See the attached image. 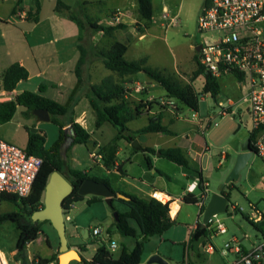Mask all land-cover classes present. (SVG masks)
<instances>
[{
  "label": "rangeland",
  "instance_id": "374dc122",
  "mask_svg": "<svg viewBox=\"0 0 264 264\" xmlns=\"http://www.w3.org/2000/svg\"><path fill=\"white\" fill-rule=\"evenodd\" d=\"M61 1H66L70 4V12L73 15L79 18L88 17L101 22L108 20L110 13L116 6L114 0H104L101 3L93 1L91 4H83L82 2L78 4L76 0ZM55 3L56 0H43V13L49 18L51 16L54 17L45 21V23L64 25L65 30L63 33L60 32L59 35L75 33L78 28L74 22L54 16L52 6ZM163 6L168 9L170 16L175 18L176 24L167 26L159 19ZM202 8L203 0H152L155 22L145 30L142 38L138 39L135 34V31H139L141 27V24L136 23L134 25L135 31L129 30L128 33L118 31L110 38H103L104 36L100 38L98 34H95L94 42L96 47L89 48V50L92 53L106 50L110 47V43L121 38L122 42L127 45V52L124 56L126 61L146 58V66L163 71L165 75L170 76L181 86L189 87L198 94L196 111L189 109L177 100L170 99L174 103V108L163 109L161 118L162 124H165L174 132L175 137L163 136V139H171L168 140L167 145H164L169 148H175L178 144L189 146L188 140L193 141L192 147L189 148L190 155L184 154L190 164V169L201 170L208 181L209 192L207 195L209 198L210 194L217 192L219 186L224 182L228 170L232 163L235 162L242 145L249 137V127L246 125V116H242V114L217 116L209 124V118L218 111L217 103H226L228 98L236 100L240 96V91L237 89L236 80L231 75H227L217 79L219 94L212 98L208 94H202L203 77L193 76L196 63H199L198 57L195 59L197 54L194 50L195 47L201 42H211L214 37L213 33H204L198 30L197 21ZM6 12L7 9H2V14ZM138 21L141 22L139 17ZM125 38L127 40H124ZM95 62L94 74L97 78L107 75L115 77L114 73L104 68L100 58H95ZM139 77L140 79L136 78L131 82L140 83L141 88L139 91L133 92L132 88H126L127 101L131 105L140 106L139 109L145 110L147 107L153 108L156 104H160V101L169 99L165 96L164 90L155 88L157 85L145 74L140 73ZM98 80L95 83H98ZM37 82L33 78L18 87V90L32 91L36 89ZM149 87H154L151 93L148 92ZM146 98L150 100H143ZM154 110H156V107ZM77 114H80V111H77ZM154 117L155 115L146 113L138 116L126 124L127 129L129 131L139 130L147 125L149 119ZM55 119L57 123L63 121L61 117ZM57 123L51 120L48 122L39 121L34 114L26 115L25 108L17 107L12 119L7 123L0 124V139L24 147L26 146L28 133H31L33 129L36 130L35 133L44 138L42 149L46 151L57 138ZM92 130L95 131V128L92 127ZM114 133L116 134V130L110 124H107L102 130L100 140L106 143ZM96 134L97 136L100 135L98 132ZM136 137L140 138L139 141L142 144H153L157 141H163L155 138L153 134H140ZM68 146H70V140L66 139L62 147L63 153H65ZM88 154L89 149L85 144H73L66 154L67 163L77 169L84 168V166L89 168L92 166V162L88 158ZM72 157L83 164V167L73 163ZM136 161L138 160L136 159L132 166L127 167L128 171L134 175H137L141 170ZM155 168L169 177L172 184H169L168 181L163 183L169 185V187L171 186V190L176 192H181L182 186L186 182L191 181V179L181 178L180 172L182 170L180 166L164 158L155 165ZM94 173L98 174V171ZM160 184L162 183L160 182ZM224 191L228 195L229 204L243 207L247 211V203L254 202L264 216V163L262 160L257 155H253L249 163L240 171L238 179L233 182L230 188L226 187ZM195 195L198 202H200L201 198L198 190L195 191ZM43 198L44 189L34 188L26 197V200H39L43 203ZM158 198L166 200V197L160 194ZM208 198L203 200L204 207ZM91 199H93V196L87 195L83 197V200L75 202V208L69 212L71 220H65V235L69 249L78 252V245H84L85 250L79 253L86 260L91 259L96 249L101 246H104L114 259L119 256L122 248H126L129 251L132 250L139 234L136 224L129 222L130 226L135 229L134 237H122L114 227V213H124L128 207L116 198L113 199L111 204H108L103 198L89 203ZM176 209L177 204L175 202L169 205V212L172 216L175 214ZM14 211L20 212V209L13 204L0 203V214ZM199 211L200 207L197 204H185L182 202L180 210L174 217V223L165 232L150 237L143 243L141 264H155L148 263L152 255L162 257L168 264H229L232 255L228 253L226 255L222 254L223 250H226L224 247L225 243L230 242L232 237H236L242 241L244 246L248 247L250 242L260 237L256 227L247 222L240 213L219 214L217 219L226 228L227 232L222 235H215L217 223L215 219L213 220L214 222L210 225V229L206 230V243L212 245L216 252L212 255L201 252L200 255L205 259L200 261L195 256L194 251L188 246L189 232L196 224H201L202 221V215L199 214ZM73 223L79 224L80 229H85L88 232L86 239H83L79 234L77 241L80 244H72L70 234ZM94 227L102 229V233L99 236L92 235L91 231ZM39 228V239L29 250L34 254L37 251L45 254L48 246L42 239L50 237V233H54L57 236V233L47 222H39ZM244 235H247L249 240H245ZM15 238L16 231L12 223L5 222L0 225V258L4 264H6L5 256L10 251L8 245L13 247ZM112 240L117 245L114 250L109 248V242ZM70 259L75 258L70 257ZM75 263V261H71L69 264Z\"/></svg>",
  "mask_w": 264,
  "mask_h": 264
},
{
  "label": "trees",
  "instance_id": "16d2710c",
  "mask_svg": "<svg viewBox=\"0 0 264 264\" xmlns=\"http://www.w3.org/2000/svg\"><path fill=\"white\" fill-rule=\"evenodd\" d=\"M138 17L142 24L139 31L148 28L152 20V5L151 0H136ZM209 0H203V7L207 5ZM35 16L38 14L40 4L38 0H34ZM55 12L66 11L68 18L73 21L81 31L79 43L84 42V46L78 45L80 56L75 67V75L80 84L81 91L86 92L88 104L95 114V127H100L103 123H109L115 130L116 135L104 147L100 149L102 154V164L105 168H110L114 162V156L117 150V142L124 139L131 143L137 135L145 133H165L171 135L172 132L167 127L162 125L160 118L149 119L146 126L136 131H129L126 124L140 115V106H135L134 109L129 107V103L123 98L125 89L123 83L127 77L137 73L145 74L157 86H160L165 96L169 99H174L187 106L189 109L196 111L198 94L189 87L181 86L177 81L170 76L164 74L163 71L157 68L146 66V58H141L133 61H126L124 54L127 50V45L122 42L113 43L108 49L100 50L92 53L90 49V39L93 33L101 32L104 36L111 37L115 31L122 30L126 26L122 23H117L111 26H105L98 21L88 17L79 18L70 12V7L56 1ZM33 20L36 22L37 17ZM197 54L195 59H197ZM91 58H100L105 69L115 74L106 76L98 84H89L87 79V68L91 62ZM194 77H203L202 94H208L215 98L219 94V86L217 79L208 73L198 62L193 73ZM28 78V71L19 63L11 64L2 75V89L5 92H12L17 83L25 81ZM42 87H39V92ZM17 107L25 108L26 115H32L35 109L47 110L50 115V120L54 123L55 118H63L58 125V135L52 146L44 151L42 146L44 138L37 133H28L26 142V150L30 154H34L42 159L41 169L35 179L32 190L34 188L44 189L49 175L53 171H58L72 185V192L64 199L63 209H66L67 204L71 202H79L83 197L77 193L79 185L83 180L91 178L99 182H104L110 187L107 178L91 177L86 172L71 168L66 160V157L61 154L62 145L64 143L65 126H70L73 134L72 144H85L89 140V133L73 119V112L66 106L55 101L41 96L38 93L31 91H22L16 94L12 99L0 102V124L9 122ZM250 147L253 152L252 138L249 135ZM159 156L173 162L174 164L190 169V164L182 152L177 148L159 149ZM198 174L197 188L202 193V177ZM232 184L225 186L221 193L228 198L224 189L230 188ZM111 188V187H110ZM112 189V188H111ZM31 190V192H32ZM113 190V189H112ZM114 191V190H113ZM121 193L127 197V200L116 198L124 203L128 209L124 213L115 212L117 217L114 219V227L122 237H134L135 229L129 222H134L138 229V239L135 241V246L132 250L122 248L119 256L114 259L112 254L104 247H98L90 261L81 257V262L75 264H140L143 251V243L150 237L159 235L165 232L173 223L169 215V207L167 203H161L153 198L149 200L142 199L136 195L124 193L122 191H114ZM157 195V194H156ZM113 198V199H114ZM111 200V202L113 201ZM101 200L97 196L89 200V203ZM5 202L13 204L20 209V212H7L0 214V225L5 222L13 224L16 231V238L13 243V248L16 250V256L22 262L25 261V248L33 242L39 232V222L31 220V214L42 207L39 200L28 201L26 198H18L12 194L0 193V203ZM182 202L185 204H196L198 199L193 194H185L182 196ZM113 211H115L112 208ZM204 207L200 208L199 214L203 213ZM48 222V221H42ZM205 235L206 230L200 229V224L190 232L188 246L192 249L191 241ZM85 250L84 245H78V253ZM56 253L50 258H41L34 256L31 264H48L55 261L57 264ZM80 254V253H79ZM200 255V254H199Z\"/></svg>",
  "mask_w": 264,
  "mask_h": 264
},
{
  "label": "crops",
  "instance_id": "0c3cea01",
  "mask_svg": "<svg viewBox=\"0 0 264 264\" xmlns=\"http://www.w3.org/2000/svg\"><path fill=\"white\" fill-rule=\"evenodd\" d=\"M38 1L40 4V9L38 14L35 16L34 0H0V94L4 96L3 98H0V102L5 100H10L16 94L25 91L24 89L18 90V87L22 86V84H26V82L35 78L38 82L36 84V89L32 90L31 92L38 93L45 98H48L52 101H55L61 105L68 107L73 112L74 121L80 124L89 133V140L85 143V145L89 149L88 158L91 160L92 166H90L89 168H86L87 166H84V168H79L78 170L86 172L91 177L107 178L109 180L110 187L114 191L118 190L127 194L136 195L145 200L151 199L153 193H158L156 195L157 198L160 193V195L172 199L173 202L177 204V209L175 211V214L172 216L169 212L172 220H174L175 215H177L178 211L180 210L182 204V196L188 194L186 191L187 186L195 180H197L198 182L197 172H200L202 177L203 192L201 193L197 188L193 191L192 194L195 195V191L198 190L201 198L200 202H203L204 199L208 198L207 195L209 192L208 181L203 176L201 170L195 171L180 166L182 170L180 172L181 178H185L186 180L191 179L190 182H186V184L182 186L181 192H176L175 190H171V186L169 187V185L164 184L167 181L169 182V184L172 183L170 182V179L166 174L155 168V165L162 159V157L159 156L158 150L172 149L167 146H164L167 145L168 140L171 139H163L164 138L163 136H169L170 138L175 137V133L172 132L165 124L162 125L167 127L168 130L172 132L171 135L165 133H145V134H153L155 138L163 141L161 142L157 141L153 144H142L139 141L140 139L139 137H135L131 143L124 141V139H120L117 142V150L114 156V162L112 166L110 168H105L103 166L102 154L100 152V149L104 147L116 134L114 133L113 136L110 138V140L106 143L100 140L103 128L106 127L107 124L109 123H103L100 127H95L94 124L95 114L88 104L86 98V92L81 91L80 84L77 81V77L75 75V67L80 56L78 45L79 44H81L82 46L85 45L83 44L84 42L79 43V36L81 34V31L76 25L78 30L75 33L71 35L68 34L59 35L60 32L61 33L64 32L65 30L64 25L59 23L52 24L50 22L45 23V21L50 20L51 18L54 17L51 16V18H49L45 16V14L43 13V0H38ZM59 1L67 6H70V4L66 1H61V0ZM76 1H77L76 3L78 4L81 2L83 4H91L93 1L101 3L104 0H76ZM114 1L116 2V6L115 9L110 13L108 20L106 22H101L100 20H95V21H98L100 24L105 26H111L117 23H122L126 27L118 31L127 32V33L129 32V30L135 31L134 25L136 23L142 24L140 21H138L136 0H114ZM55 4L52 6V12L54 16L70 20L67 16L68 13L66 11L60 13L55 12L54 10ZM151 5H152V0H151ZM2 9L3 10L7 9V12L2 14ZM116 15H118V19L114 21L112 18ZM34 17H37L36 22L33 20ZM154 22L155 20L152 10V20L150 25ZM148 28L144 29L142 32L135 31V34L137 35L138 39L144 36L145 30H147ZM118 31H115L111 37H113ZM95 34H98V37L100 38L104 36L101 32L93 33L90 39L91 48L96 47V43L94 42V38L96 36ZM105 37L107 36H104L103 38ZM124 40L127 39L125 38ZM122 41L123 40L120 38V40H115L109 45L111 46L115 42H122ZM13 63H19L20 65H22L28 71V78L25 81H20L19 83H17L15 89L12 92H5L2 89V75L4 71ZM95 64H96L95 58H91V62L87 68V76H86L89 84H98L103 78L106 77V76L102 78L96 77V75L94 74ZM139 74L140 73H137L130 77H127L125 79V82L123 83V87L125 89L123 98L126 101L128 100L126 88L128 87L132 88L133 92H137L141 88L139 82L131 83L132 80L136 78L140 79ZM97 80L99 82L95 83V81ZM39 87H42L41 92H39ZM153 88L154 87H149L148 92L151 93L152 92L151 90ZM155 88H161V87L157 86ZM147 99L148 98L143 100H147ZM166 100L171 101L170 99H165V101H160V104H156L153 108L147 107L145 110L140 109L139 116L145 113L153 114L155 115L154 118L156 117L160 118V121L162 123V118H161L162 110L171 107L164 105V102H166ZM129 107L134 109L135 106L129 103ZM155 107L156 110H154ZM77 111H80V114H77ZM92 127L95 128V131L92 130ZM63 130L65 134L64 143L66 142V139L70 140V146L67 147L65 153H63V151L61 152V154L66 157L67 151L69 150L71 145H73L72 144L73 134L71 132L69 125L65 126ZM96 132H98L100 135L97 136ZM188 141H189V146H185L182 144H178L177 146H175V148L179 149L184 156H185L184 153H186L187 156L190 155L189 148L192 147L193 145V141L191 140ZM250 158L247 161L246 165L249 163ZM72 159H73L72 161L73 163L79 166L82 165L81 167H83V164H81L76 158L72 157ZM136 159L138 160L136 161V163H138L141 170L137 175H134L128 171L127 167L132 166L135 163ZM233 165L234 162L232 163L230 169L228 170L227 175L232 169ZM70 167L77 169L74 166H70ZM95 171H98V174H95L94 173ZM160 182L162 184H160ZM203 183L206 184V188H204ZM158 199L160 201H165L160 198ZM200 202H197L196 204L199 206ZM47 223L51 227V224L49 222ZM84 230L85 229H80L79 224L73 223L70 234L72 239V244H80V242L77 241L79 234L80 236H82L83 239H86L88 237V232H87V237H83ZM65 232H66V228H65ZM190 232H189V236H190ZM38 239H39V234L33 242L29 243L26 246L24 251L25 254L24 262H22L17 258L15 248L8 245L10 251L5 256L6 264H31L34 256H39L41 258H50L52 255L59 253L58 250L59 242L57 236L54 233H50V237H45L44 239H42L45 241L46 245L48 246L47 252L45 254H41L40 251H37L35 254L33 252H30L29 248L34 243H36ZM188 241H189V237H188ZM201 252H203V250L200 247V254ZM204 259L205 258L203 257V260ZM48 264H56V262L53 261Z\"/></svg>",
  "mask_w": 264,
  "mask_h": 264
},
{
  "label": "built area",
  "instance_id": "2783aa9c",
  "mask_svg": "<svg viewBox=\"0 0 264 264\" xmlns=\"http://www.w3.org/2000/svg\"><path fill=\"white\" fill-rule=\"evenodd\" d=\"M112 19L117 20L118 15ZM160 19L167 26L176 24L175 18L170 16L165 7L162 8ZM197 26L200 32L214 34L211 42L199 44V64L216 79L231 75L240 91L236 100L228 98L226 103H217L218 111L209 118V124L217 116L245 115L254 153L264 163V0H209L201 10ZM3 97L0 94V98ZM164 105L174 107L172 101H166ZM41 166L42 159L28 153L25 146L20 147L0 139V193L26 198L31 193ZM197 183L195 180L187 186L188 194L197 189ZM203 186L206 188L205 183ZM156 194L153 193L152 198L167 203L168 207L173 202L170 198L160 201ZM199 206H204L203 202ZM74 208L75 202L67 204L66 209H63L64 220H70L69 212ZM229 212L240 213L256 227L260 237L250 242L248 247L232 237L230 242L224 244L226 250L222 254L232 255L229 264H264V230L258 226L264 216L258 205L248 202L245 211L243 207L227 203L225 213ZM214 219L217 223L215 235L225 234L227 230L219 223L217 215L209 219L205 230L210 229ZM91 233L99 236L102 229L94 227ZM244 239L249 240V237L244 235ZM116 246L115 241L109 242L111 250ZM200 247L209 255L216 252L212 245L206 243V237ZM0 264H3L1 260Z\"/></svg>",
  "mask_w": 264,
  "mask_h": 264
},
{
  "label": "water",
  "instance_id": "95a60500",
  "mask_svg": "<svg viewBox=\"0 0 264 264\" xmlns=\"http://www.w3.org/2000/svg\"><path fill=\"white\" fill-rule=\"evenodd\" d=\"M199 49L200 45H197L194 50L197 53ZM32 113L39 121H50V115L47 110L35 109ZM35 132L36 130H31V133ZM253 155H255V153L252 151L250 141L247 139L242 145L241 151L238 153L232 169L226 176L224 182L219 186L218 191L210 194L202 213L200 229H205L206 224L211 217L225 213L228 198L223 195L221 191L225 186L233 184V182L238 179L240 171L246 166L247 161ZM72 189V185L63 175H61L58 171H53L49 175L44 187L42 207L31 214V220L33 222L48 221L56 231L59 239L57 264H69L71 261L81 262L80 254L75 250L69 249L65 235L63 201L72 192ZM77 193L82 197L92 195L103 198L108 204H111V200L114 197L127 200L126 196L121 193H115L104 182H99L91 178L82 181L78 187ZM114 217H117L116 213H114ZM258 226L264 230V219L259 222ZM83 237H87V230L83 231ZM205 237L206 236L203 235L198 239L191 241L192 250L200 261L203 260V256L199 255L200 245L205 240ZM70 257H74L75 259H70ZM148 263L168 264L165 259L158 255H152L148 260Z\"/></svg>",
  "mask_w": 264,
  "mask_h": 264
},
{
  "label": "bare ground",
  "instance_id": "6f19581e",
  "mask_svg": "<svg viewBox=\"0 0 264 264\" xmlns=\"http://www.w3.org/2000/svg\"><path fill=\"white\" fill-rule=\"evenodd\" d=\"M74 256V255H73Z\"/></svg>",
  "mask_w": 264,
  "mask_h": 264
}]
</instances>
